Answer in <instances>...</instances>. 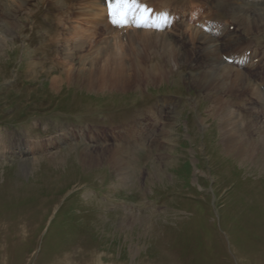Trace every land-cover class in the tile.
I'll return each mask as SVG.
<instances>
[{
    "label": "rangeland",
    "instance_id": "1",
    "mask_svg": "<svg viewBox=\"0 0 264 264\" xmlns=\"http://www.w3.org/2000/svg\"><path fill=\"white\" fill-rule=\"evenodd\" d=\"M92 7L99 9V0H11L7 7L0 138L48 151L0 154V264H264V169L226 152L228 133L252 141L264 135V107L230 87L213 99L210 85L187 79L197 61L169 68L154 43L139 53L141 61L180 76L168 72L148 83L133 77L130 88L121 78L112 91L88 90L80 72L99 71L90 58L108 35L87 20L110 27L100 16L93 21ZM122 45L126 71L134 74L129 43ZM152 103L164 125L152 148L140 140L129 161L115 146L78 139L93 131L95 140H110ZM227 107L230 118L223 116Z\"/></svg>",
    "mask_w": 264,
    "mask_h": 264
},
{
    "label": "bare ground",
    "instance_id": "2",
    "mask_svg": "<svg viewBox=\"0 0 264 264\" xmlns=\"http://www.w3.org/2000/svg\"><path fill=\"white\" fill-rule=\"evenodd\" d=\"M10 1L11 0H0V7H1L0 22L3 23V24L0 23V30L3 31L6 30L3 27L7 26L9 23L8 20L12 18V9L7 8L10 7ZM23 1H27V0H18L19 3H22ZM153 1L154 0H152L151 3H153ZM202 2H206L210 4L213 7V12H215L216 14L219 15L222 14L220 5L218 3L212 2V0H167L166 4L170 5L172 3L174 4L180 3V4L199 6ZM259 2H264V0H240V2L237 4L231 3L230 10L232 12L228 16H226V18L237 21L238 26L241 27L243 31H245L244 34L249 36L250 39L256 40L258 46H261L262 44H264V42L259 37L260 33H264V3H263V7L260 10L254 9V7ZM25 3L26 2H24V4ZM99 6H100L99 9H95L94 7H92L89 15H92L93 21H96L99 16L101 17L102 21H107V8H106L105 0H99ZM16 11L17 9L15 10V12ZM126 23L127 26H124L123 29H114L106 26V28L108 29L107 30L108 36L106 37L104 43L98 44L96 49L93 50L94 54H91V58H90L92 59L91 67H98L97 65L100 64L99 71H92L93 69L91 68L86 74L79 69L81 71L79 78L88 79L86 81L87 82L86 84L88 85L86 84L84 85V87L86 86L88 90H94L96 92L112 91L114 90L115 87H117V84L119 83V80H121V78H124V82H125L124 87H126L127 85H130V81H133L132 80L133 77L145 79L144 81L148 83L150 79L154 80L155 76H158V78L159 76H161V78H167L169 76L168 72L169 73L173 72L174 75L175 74L179 75L178 73L179 71H177L176 69L165 70L160 68L159 71L158 70L156 71L157 68L154 70V67H157L158 63L155 65L147 66L145 64L146 62L144 63L141 61V59L138 57L139 53L142 51L144 52L147 49V47L150 46L149 44L154 43L155 45L156 44L160 45V47L162 48L161 57L163 58L164 61L161 62L164 63L165 61H168L169 64L168 67L170 65L171 66L173 65L177 68L180 64L187 63L188 61H190V59L191 62L197 61L198 64H195L193 67L190 66V69L188 70L189 72L187 75L188 76L187 79L190 81H197V78H199V82L203 83L204 85H210L211 89L209 92L213 96V99L221 95L222 92L223 93L227 92V88L230 87V90H232V92H237V91L245 92L247 90L249 93L254 95L255 101L259 103H263L264 105V95L257 89V87L241 71L233 68L231 65L227 63H224L220 59L218 53V47L215 44V41L212 40L208 35H206L200 29L196 27H190L189 25L186 24H183L180 27V29L169 30L168 32L171 33L172 35L170 34L165 35V32L163 31L157 32L146 28L136 27L137 32L133 36V34L130 35L128 30L127 40L130 47L129 51L131 52L130 53L131 63L133 62L132 65L134 67L135 72L134 74L127 72L126 66L128 64L126 65V62L128 61H126L122 49L123 47L122 36L125 30L124 28L128 27V21ZM131 28L133 27H128V29ZM251 34L258 36L255 38L254 36H251ZM173 35L179 38H174ZM116 37H119V40L121 42L120 51L116 47V44L118 42ZM179 40L181 41L180 46H178L176 43ZM135 42H137L138 44H136ZM191 50L193 51L192 53ZM263 54H264V50H263ZM81 56L82 58H84L83 59L84 61L86 56L85 55H81ZM35 62L37 63V61ZM35 62L34 63L31 62V64L34 65ZM39 63L42 64V61H39ZM69 69L65 73L67 75V78L70 80V77L74 72L72 69L69 71ZM256 71L257 73L259 72V70ZM180 79L182 78L180 77ZM229 80H232L230 85L228 84ZM130 87H126V88H130ZM138 87L140 86L138 85L137 89ZM126 88L123 90L125 93L128 91V89ZM130 90L131 89H129V91ZM217 110H219V108H217ZM232 113H234L232 108L227 107L224 108L223 116L230 118V115ZM224 119L227 122L230 121L229 119L226 118ZM223 130L226 133L225 131L226 129ZM228 134L230 135V137L228 138V145L226 144V149H227L226 152L229 154H233V157L237 162H242V163L250 162L255 168L259 170L260 169L263 170L264 169V135L263 136L260 135L261 136L260 138L258 139L256 138L255 141H252L247 139L243 140L239 136V134L233 132ZM228 134L224 135L223 137H227Z\"/></svg>",
    "mask_w": 264,
    "mask_h": 264
},
{
    "label": "snow or ice",
    "instance_id": "3",
    "mask_svg": "<svg viewBox=\"0 0 264 264\" xmlns=\"http://www.w3.org/2000/svg\"><path fill=\"white\" fill-rule=\"evenodd\" d=\"M107 14L110 23L116 27L127 26L129 14L136 11L151 12L140 0H106Z\"/></svg>",
    "mask_w": 264,
    "mask_h": 264
}]
</instances>
